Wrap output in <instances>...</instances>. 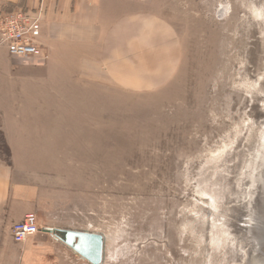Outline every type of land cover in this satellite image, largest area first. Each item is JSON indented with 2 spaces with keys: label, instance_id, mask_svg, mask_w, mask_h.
<instances>
[{
  "label": "rangeland",
  "instance_id": "obj_1",
  "mask_svg": "<svg viewBox=\"0 0 264 264\" xmlns=\"http://www.w3.org/2000/svg\"><path fill=\"white\" fill-rule=\"evenodd\" d=\"M160 3L178 67L153 90L103 82L93 108L71 99L64 139L54 134L30 160L46 185L44 221L103 234V264H260L264 0ZM153 47L131 54L125 74L154 73L162 52ZM165 55L177 58L174 48ZM69 253L68 264H90Z\"/></svg>",
  "mask_w": 264,
  "mask_h": 264
},
{
  "label": "crops",
  "instance_id": "obj_2",
  "mask_svg": "<svg viewBox=\"0 0 264 264\" xmlns=\"http://www.w3.org/2000/svg\"><path fill=\"white\" fill-rule=\"evenodd\" d=\"M161 3L0 0V9L7 11L37 10L44 5L43 43L48 54L47 60L17 58L8 51V57L0 54V131L12 155L10 165L0 159V264H68L71 249L43 229L72 228L53 219L44 221L46 185L41 184L40 168L33 166L31 157L44 155L47 151L39 147L54 134L64 139L70 116L76 112L71 99L93 108L103 82L153 90L174 74L181 47L173 26L154 10ZM151 9L155 14H150ZM148 42L162 52L155 72L125 74L123 62ZM173 48L177 58L167 62L165 53ZM31 213L38 214L40 232L15 243L13 226Z\"/></svg>",
  "mask_w": 264,
  "mask_h": 264
},
{
  "label": "built area",
  "instance_id": "obj_3",
  "mask_svg": "<svg viewBox=\"0 0 264 264\" xmlns=\"http://www.w3.org/2000/svg\"><path fill=\"white\" fill-rule=\"evenodd\" d=\"M44 14L43 4L37 10L0 9V47H5L13 57L47 60L48 54L43 43ZM39 232L38 217L31 213L13 226L12 236L15 243L21 244Z\"/></svg>",
  "mask_w": 264,
  "mask_h": 264
},
{
  "label": "water",
  "instance_id": "obj_4",
  "mask_svg": "<svg viewBox=\"0 0 264 264\" xmlns=\"http://www.w3.org/2000/svg\"><path fill=\"white\" fill-rule=\"evenodd\" d=\"M264 150V148H262ZM264 156V152L262 153ZM258 158V157H257ZM258 178L251 180L250 183L254 185L253 191L249 196L248 210L255 209V198L257 197ZM261 181V180H260ZM260 186V185H259ZM264 189V186H262ZM253 225V219L249 220ZM43 232L53 235L57 240L65 244L72 249L75 253L86 259L90 264H103L105 258V244L106 239L103 234L92 233L88 231H77L73 229H60L47 227L43 229ZM257 253L254 254L256 262H264V243L257 246Z\"/></svg>",
  "mask_w": 264,
  "mask_h": 264
},
{
  "label": "trees",
  "instance_id": "obj_5",
  "mask_svg": "<svg viewBox=\"0 0 264 264\" xmlns=\"http://www.w3.org/2000/svg\"><path fill=\"white\" fill-rule=\"evenodd\" d=\"M0 134H1V140H2V144H3V149H0V152H2L3 153V151H4V153H5V156H6V160H5V162L7 163V164H11V158H12V155H11V150H10V148H9V146H8V144H7V142H6V140H5V137H4V134L0 131Z\"/></svg>",
  "mask_w": 264,
  "mask_h": 264
},
{
  "label": "bare ground",
  "instance_id": "obj_6",
  "mask_svg": "<svg viewBox=\"0 0 264 264\" xmlns=\"http://www.w3.org/2000/svg\"><path fill=\"white\" fill-rule=\"evenodd\" d=\"M261 139H262V142H263V140H264V131H262ZM262 142H261V144H262Z\"/></svg>",
  "mask_w": 264,
  "mask_h": 264
}]
</instances>
